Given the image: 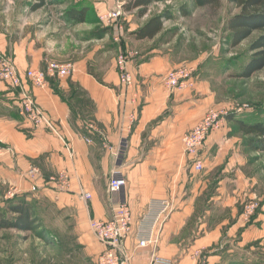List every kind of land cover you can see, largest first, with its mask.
Returning <instances> with one entry per match:
<instances>
[{"label": "crops", "instance_id": "crops-1", "mask_svg": "<svg viewBox=\"0 0 264 264\" xmlns=\"http://www.w3.org/2000/svg\"><path fill=\"white\" fill-rule=\"evenodd\" d=\"M69 22L73 26L29 28L26 20L18 30L9 25L6 33H0V55L12 59L23 78L22 90L0 82V142L12 151L0 156V184L32 203L55 206L71 222L73 234L90 259L87 264H96L105 249L91 221L109 220L118 203L127 205L132 214V232L121 245L127 264H150L154 255L174 264H221L218 255L208 256L221 244L218 224L209 229L206 224L209 218L218 219L220 196L202 194L207 181L201 173L226 162L222 172L228 176L222 177L217 189L224 192L225 185L238 182L236 174L234 178L229 174L233 168L238 173L243 159L238 138L230 134L227 122L207 136L199 152L201 172L193 170L184 154V134L212 108L206 74L200 68L194 89L169 92L163 78L171 64L145 51L128 64L133 86H122L115 53L122 46L140 49V42L156 36L136 40L133 32L141 26L111 24V34L105 30L103 37L91 38L92 32L82 41L80 26L86 21ZM49 61L71 64L74 71L67 78L48 79L42 88L32 87L26 71L43 70ZM22 91L32 97L56 132L34 128L19 114ZM31 168L39 171L37 178L29 176ZM60 172L68 174L67 186L53 181ZM114 175L124 180L118 192L109 188ZM154 201L169 202L170 211L152 230L154 244L139 248L140 221ZM252 234L249 225L241 239L249 241Z\"/></svg>", "mask_w": 264, "mask_h": 264}, {"label": "rangeland", "instance_id": "rangeland-1", "mask_svg": "<svg viewBox=\"0 0 264 264\" xmlns=\"http://www.w3.org/2000/svg\"><path fill=\"white\" fill-rule=\"evenodd\" d=\"M127 1L46 0L43 7L32 10L36 0H0V33H6L9 25L18 30L26 20L29 28L73 26L65 18V13L82 7L88 9L86 23L80 26L83 29L80 30L82 41L92 32L108 30V33L111 31L108 27L111 24L123 25L125 28L128 24L135 29L150 18L161 16L162 31L152 41L140 42V49L122 46L121 51L126 49L137 52L138 55L153 51V54L169 61V71L184 65L197 66L192 89L197 86L196 76L201 68L206 74L203 77L210 92L209 103L212 108L223 106L231 112L232 109L241 108L242 111L236 113V116L257 121L264 119V68L250 78L239 77L252 56L249 46L260 33L256 32L239 45L232 46L227 20L236 13V9L231 4L226 0H218L219 7L214 9L204 5L201 0L158 1L149 6L146 14L140 17L137 10L123 11V5ZM116 8L121 12L117 18L105 22L98 19L99 14L108 18L109 12ZM30 22L33 23L32 26ZM74 28H78L77 25ZM118 53H115V63ZM227 126L230 134L238 138L237 148L243 162L237 166L238 173L233 168V172L229 174L233 178L236 174L238 182L225 185L224 192L217 189L222 177L228 176V173L222 172L226 162L224 166L207 167L201 173L207 181L206 193L202 194L207 198L213 193L220 196L216 202L220 207L216 215L218 219L209 218L206 224L208 229L218 224L221 244L213 248L216 252L209 251L208 256L218 255L221 264H264V153L247 146V140L251 137L244 136L235 123L227 120ZM0 147V156L10 154L1 142ZM38 176L39 173L34 178ZM14 190L8 185L0 184L2 211H5L7 201L16 196ZM249 211L250 215L246 216ZM33 213L37 220L33 231H0V264L88 263L90 259L83 252L79 238L73 234L71 222L65 220L55 206L35 202ZM242 215L244 220L239 218ZM248 224L253 227L255 234L250 235L249 241H243L241 236L247 231ZM202 255L206 257L207 254Z\"/></svg>", "mask_w": 264, "mask_h": 264}, {"label": "built area", "instance_id": "built-area-1", "mask_svg": "<svg viewBox=\"0 0 264 264\" xmlns=\"http://www.w3.org/2000/svg\"><path fill=\"white\" fill-rule=\"evenodd\" d=\"M120 9L109 12L108 18L100 15L99 20L105 22L108 19H115L120 15ZM137 55L136 52L127 50L119 51L117 55L116 71L119 83L125 87H132L133 77L131 76L127 65L130 60ZM196 67L180 66L167 72L163 78L166 89L171 92L174 90L191 89L195 84ZM74 68L71 64H59L49 61L45 64L43 70H27L25 78L32 87L42 88L46 85L50 78H67L72 75ZM0 82L15 89L22 90L23 78L19 74L12 59L6 56H0ZM19 104V114L29 122L34 128H45L52 132L54 126L52 122L42 113L36 105L32 97L25 91H22ZM241 108L236 109H208L205 115L200 119L182 138L184 154L189 158L192 168L195 172L203 170V163L200 159L199 152L202 149L207 136L215 130L220 129L227 122V116L231 113H240ZM1 148V147H0ZM12 151L8 148V153ZM39 171L31 168L28 172L31 178L37 176ZM53 181L61 187L67 186L69 176L66 172H60ZM124 185L122 177L114 175L110 182L109 188L111 192H118ZM32 191H36V187H32ZM86 200L90 199L89 194H85ZM170 211V203L167 201L152 202L148 208V212L141 219L139 231L136 234L137 246L145 248L154 244L155 238L151 233L155 225L160 223V219ZM250 211L246 216L250 215ZM90 227L100 243L105 246L104 251L98 256L97 264H127V260L121 254V245L123 241L132 232V214L129 207L123 203H118L113 209V215L109 220L98 221L93 220ZM150 264H174L170 259L154 255Z\"/></svg>", "mask_w": 264, "mask_h": 264}, {"label": "trees", "instance_id": "trees-1", "mask_svg": "<svg viewBox=\"0 0 264 264\" xmlns=\"http://www.w3.org/2000/svg\"><path fill=\"white\" fill-rule=\"evenodd\" d=\"M158 1L168 0H128L122 9L124 12L137 10L138 16L143 17L149 6ZM201 1L204 5L214 9H217L220 4L218 0ZM226 1L236 9V13L227 20V30L231 34L232 46L239 45L256 32L260 33L250 44L249 51L252 56L239 74L240 78H250L264 68V0ZM45 4L46 0H36L32 10L39 9ZM87 16L88 9L85 7L70 9L65 13V18L73 23H84ZM162 26L161 16L152 17L134 31L133 36L136 40H151L162 31ZM105 32V30L93 32L89 37L101 38ZM227 120L230 123H235L244 136L251 137L247 140L249 148L264 153V119L248 120L232 113L227 116ZM32 202L25 196H15L12 200L7 201L5 211L0 209V231L15 230L22 233L33 231L37 220L33 216Z\"/></svg>", "mask_w": 264, "mask_h": 264}]
</instances>
